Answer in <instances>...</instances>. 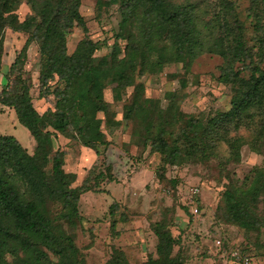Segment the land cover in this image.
I'll return each instance as SVG.
<instances>
[{"label": "trees", "instance_id": "16d2710c", "mask_svg": "<svg viewBox=\"0 0 264 264\" xmlns=\"http://www.w3.org/2000/svg\"><path fill=\"white\" fill-rule=\"evenodd\" d=\"M80 1L0 0V73L4 32L25 34L1 75L0 112L11 109L16 123L33 139V150L28 152L13 136L0 134V264H82L72 236L61 223L73 227L80 217V197L117 179L120 168L113 171L114 163L94 162L86 176L74 184L76 175L63 168L67 152L54 148V137L60 134L75 140L98 156L108 140L95 114L103 109V91L108 87L115 101L131 88L133 94L121 105V119L133 121L132 144L160 155L161 164L154 174L160 180L164 179V165L213 157L221 143L226 148L223 162H238L243 140L231 132L240 128L251 132L246 142L250 151L261 153L264 149V0H249L245 21L239 19L232 0H218V8L208 20L190 3L94 0L96 10L115 5L118 13L110 50L97 58L95 52L102 43L85 36ZM21 3L29 11L20 20L15 9ZM73 26H79L84 36L68 52L66 37ZM29 44L35 45L38 55V96L51 107L41 113L32 104L23 70ZM203 52L221 58L216 79L228 87L227 109L193 115L182 111L173 95L164 106L143 95L137 76L157 74L172 63H180L187 72ZM179 84L184 86L183 79ZM129 161L127 179L138 171L139 164L133 158ZM226 177L211 212L213 221L227 220L245 232L254 231L255 237L262 236L264 241V165H253L240 179ZM168 182L174 187L173 180ZM178 196L188 223L205 213L198 198L188 200V193ZM115 204L113 201L109 207ZM132 221L122 212L110 219L109 238L118 237V224ZM147 228L153 248L138 264H187L191 260L190 248L171 234L168 221H148ZM216 240L215 251L210 252L216 264H242L244 258L250 264L251 258L242 248ZM123 250L110 243L104 264H135Z\"/></svg>", "mask_w": 264, "mask_h": 264}, {"label": "rangeland", "instance_id": "374dc122", "mask_svg": "<svg viewBox=\"0 0 264 264\" xmlns=\"http://www.w3.org/2000/svg\"><path fill=\"white\" fill-rule=\"evenodd\" d=\"M171 1L196 6L205 20L212 18L218 8V0ZM232 2L239 19L245 21L249 0ZM78 10L85 24V36L102 43L101 48L95 52L96 58L107 53L112 43V35L117 28L116 6L103 5L101 9L96 10L94 0H81ZM28 11L24 3L15 9L20 20ZM244 24L247 25L246 22ZM83 36L81 28L73 26L66 37L67 51L70 52L77 40ZM24 40L25 34L9 30L4 32L0 82L2 73L7 70ZM119 44L122 47L123 42ZM37 57L35 45L29 44L23 70L29 80L32 104L36 111L41 113L44 110H51V107L38 96ZM220 63L219 56L203 52L192 61L187 72L183 71L180 63H172L165 65L157 74L137 76L136 81L143 84V95L153 99L159 106H164L169 96L173 95L182 111L193 115H205L214 110L228 108V87L216 79ZM179 79H183L184 86H180ZM111 93L110 87L103 91V109L95 114L101 121V129L108 140L105 149L99 148L98 156L95 157L92 150L83 148L75 140H68L60 134H55L54 137V148L65 149L67 152L63 168L76 175L74 184H78L86 176L87 168L94 162L114 163L113 171L120 168L117 179L102 183L80 197L77 204L80 217L73 227L65 222L61 223L63 230L72 236L82 258V264H104L110 243L123 248L129 262L135 264L142 262L148 249L153 248L147 223L159 218L168 221L171 234L178 238L180 243L188 245L192 254L191 260L196 264L217 263L210 253L215 251L213 248L217 245L216 239L225 241L231 248H242L250 256V264H264L262 236L256 238L254 231L245 232L242 228L229 224L227 220L215 223L211 216L213 208L219 201L222 184L226 182L227 175L240 179L253 165H264V149L261 153H255L250 151L246 144L251 132L246 128L231 132V135L239 136L243 140L238 162H223L226 148L221 143L213 157L200 161L189 160L179 165H164L162 174L164 179L160 180L154 175L161 164L160 155L148 152L147 147L132 144L129 138L133 121L121 119V105L123 100L133 94L131 88H126L125 92L121 93L120 101L113 100ZM142 93L136 92L135 95ZM0 134L13 136L26 151L32 152L33 139L25 127L16 123L11 109L0 112ZM129 158L137 160L139 164L138 172L131 173L127 179L125 169L128 168ZM46 169L49 171V164ZM225 172L228 174L224 175ZM170 180L174 181V187H170L168 182ZM100 186H103V189H98ZM192 188H197L196 197L206 210L200 216L192 217L188 223V214L180 208L178 195L188 193ZM113 201L117 203L116 207H109ZM109 210H112V215H109ZM121 212L134 221L118 224L116 226L118 237L111 239L108 235L109 220L117 218ZM176 248L177 246H174V250Z\"/></svg>", "mask_w": 264, "mask_h": 264}, {"label": "built area", "instance_id": "2783aa9c", "mask_svg": "<svg viewBox=\"0 0 264 264\" xmlns=\"http://www.w3.org/2000/svg\"><path fill=\"white\" fill-rule=\"evenodd\" d=\"M197 188H192L189 192H188V196H187V199L188 200H192V201H196L197 197ZM191 211L193 214L197 213V209H196V206L192 205L191 206ZM215 243L218 244V240H215ZM234 255V254H232ZM242 264H248V261L246 258L243 259L242 261Z\"/></svg>", "mask_w": 264, "mask_h": 264}, {"label": "crops", "instance_id": "0c3cea01", "mask_svg": "<svg viewBox=\"0 0 264 264\" xmlns=\"http://www.w3.org/2000/svg\"><path fill=\"white\" fill-rule=\"evenodd\" d=\"M83 148H85V147H83ZM87 149V148H86ZM95 156V155H94ZM138 172V171H137ZM187 264H196V262L195 261H192V260H189V262H187ZM198 264V263H197Z\"/></svg>", "mask_w": 264, "mask_h": 264}]
</instances>
